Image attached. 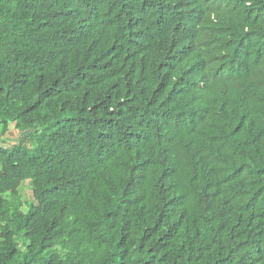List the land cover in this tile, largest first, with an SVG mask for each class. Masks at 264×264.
<instances>
[{
  "label": "trees",
  "instance_id": "1",
  "mask_svg": "<svg viewBox=\"0 0 264 264\" xmlns=\"http://www.w3.org/2000/svg\"><path fill=\"white\" fill-rule=\"evenodd\" d=\"M11 125L0 264H264V0H0Z\"/></svg>",
  "mask_w": 264,
  "mask_h": 264
},
{
  "label": "rangeland",
  "instance_id": "2",
  "mask_svg": "<svg viewBox=\"0 0 264 264\" xmlns=\"http://www.w3.org/2000/svg\"><path fill=\"white\" fill-rule=\"evenodd\" d=\"M19 139V133L15 129L14 125L10 126V130L1 138L0 145L4 147H10L13 146ZM28 187V184H26ZM23 197L25 199H30L31 198V193L30 191L26 190L23 191Z\"/></svg>",
  "mask_w": 264,
  "mask_h": 264
}]
</instances>
